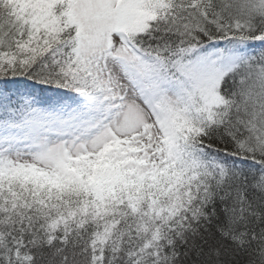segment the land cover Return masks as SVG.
Wrapping results in <instances>:
<instances>
[{"label":"snow or ice","instance_id":"6c2138e0","mask_svg":"<svg viewBox=\"0 0 264 264\" xmlns=\"http://www.w3.org/2000/svg\"><path fill=\"white\" fill-rule=\"evenodd\" d=\"M0 264H264V0H0Z\"/></svg>","mask_w":264,"mask_h":264}]
</instances>
